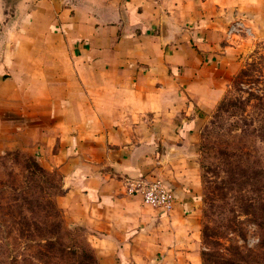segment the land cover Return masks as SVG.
I'll return each mask as SVG.
<instances>
[{"label":"crops","instance_id":"1","mask_svg":"<svg viewBox=\"0 0 264 264\" xmlns=\"http://www.w3.org/2000/svg\"><path fill=\"white\" fill-rule=\"evenodd\" d=\"M235 22L264 35V0H0V24L15 31L0 52L20 53L21 39L30 38L27 70L42 74L44 85L80 87L62 100L85 103L89 117L99 118L95 102L115 107L119 90L126 97L116 119L98 127L108 146L132 155L110 161L118 174L99 168L68 182L63 196L75 222L91 231L99 264H201L200 113L222 98L237 69L235 60L227 65L236 46L225 41ZM21 68L2 57L0 77L10 76L0 84L19 88ZM136 157L142 162H131ZM144 173L169 183L173 208L127 192L126 174Z\"/></svg>","mask_w":264,"mask_h":264},{"label":"rangeland","instance_id":"2","mask_svg":"<svg viewBox=\"0 0 264 264\" xmlns=\"http://www.w3.org/2000/svg\"><path fill=\"white\" fill-rule=\"evenodd\" d=\"M12 30V24H0V49L14 40ZM255 35L226 31L225 41L236 46L227 51V65L235 60L237 69L222 98L200 113L201 264H264V35ZM21 40L20 53L0 52V59L15 58L22 67L19 88L0 84V264H99L91 231L75 222L63 196L68 182L99 168L118 174L110 161L132 155L124 145L108 146L98 127L116 119L126 97L119 90L115 107L95 102L100 117H89L85 103L62 100L80 87L44 85L42 74L27 70L30 38ZM54 77L49 79L58 81ZM153 153L147 150V158Z\"/></svg>","mask_w":264,"mask_h":264},{"label":"built area","instance_id":"3","mask_svg":"<svg viewBox=\"0 0 264 264\" xmlns=\"http://www.w3.org/2000/svg\"><path fill=\"white\" fill-rule=\"evenodd\" d=\"M242 24L235 22L228 29V33H238L242 30ZM126 190L131 195H139L144 203L165 210L173 208L175 204V193L161 179L140 176L126 179Z\"/></svg>","mask_w":264,"mask_h":264},{"label":"trees","instance_id":"4","mask_svg":"<svg viewBox=\"0 0 264 264\" xmlns=\"http://www.w3.org/2000/svg\"><path fill=\"white\" fill-rule=\"evenodd\" d=\"M260 245H264V239H260Z\"/></svg>","mask_w":264,"mask_h":264}]
</instances>
